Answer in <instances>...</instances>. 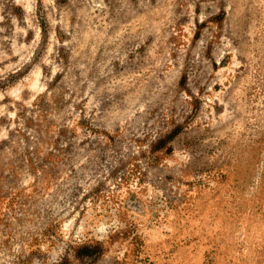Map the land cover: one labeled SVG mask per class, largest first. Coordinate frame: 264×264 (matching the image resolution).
I'll list each match as a JSON object with an SVG mask.
<instances>
[{
  "label": "rangeland",
  "instance_id": "obj_1",
  "mask_svg": "<svg viewBox=\"0 0 264 264\" xmlns=\"http://www.w3.org/2000/svg\"><path fill=\"white\" fill-rule=\"evenodd\" d=\"M0 264H264V0H0Z\"/></svg>",
  "mask_w": 264,
  "mask_h": 264
}]
</instances>
